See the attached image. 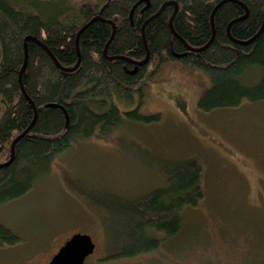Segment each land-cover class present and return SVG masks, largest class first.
<instances>
[{
  "label": "trees",
  "instance_id": "obj_1",
  "mask_svg": "<svg viewBox=\"0 0 264 264\" xmlns=\"http://www.w3.org/2000/svg\"><path fill=\"white\" fill-rule=\"evenodd\" d=\"M177 64L209 76L202 111L264 101V0H0V204L80 141L140 148L125 127L160 120L142 107L155 76ZM170 165L162 186L135 199L93 193L97 215L115 219L106 258L156 250V235H177L182 212L203 200L201 161ZM18 241L0 223V246Z\"/></svg>",
  "mask_w": 264,
  "mask_h": 264
},
{
  "label": "rangeland",
  "instance_id": "obj_2",
  "mask_svg": "<svg viewBox=\"0 0 264 264\" xmlns=\"http://www.w3.org/2000/svg\"><path fill=\"white\" fill-rule=\"evenodd\" d=\"M250 74L244 81L252 85L256 77ZM210 85L201 70L163 68L142 107L144 114L160 113V120L125 127L140 148L80 141L24 195L0 204V223L19 238L0 246V264H48L76 233L95 244L85 264H264V101L202 111L198 101ZM188 158L203 165L205 196L182 212L179 233L157 234L156 250L106 258L114 245H107L105 228L115 219L97 215L102 210L93 193L135 199L162 186L170 164Z\"/></svg>",
  "mask_w": 264,
  "mask_h": 264
},
{
  "label": "water",
  "instance_id": "obj_3",
  "mask_svg": "<svg viewBox=\"0 0 264 264\" xmlns=\"http://www.w3.org/2000/svg\"><path fill=\"white\" fill-rule=\"evenodd\" d=\"M176 11H177V6L175 5L174 13ZM212 16L213 15H211V19H212ZM170 23H171V20H170ZM113 34H114V29H113L112 36ZM26 40L27 39H25V42ZM188 49L194 50V51L200 50V49H192L189 47ZM25 61H26V51H25L24 64H23L21 71H23L24 69ZM144 62H146V59L141 63H144ZM65 118H66V124H67L68 117L66 113H65ZM27 130L28 129H26L20 136L24 135L25 132H27ZM19 137H17L12 144V147H11L12 153H13L14 143L19 139ZM94 250H95V244L89 235L82 234V233H76V234H73L69 239H67L63 243V245L53 255V257L51 258L48 264H85V260L87 259V257L93 254Z\"/></svg>",
  "mask_w": 264,
  "mask_h": 264
}]
</instances>
